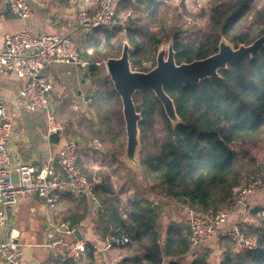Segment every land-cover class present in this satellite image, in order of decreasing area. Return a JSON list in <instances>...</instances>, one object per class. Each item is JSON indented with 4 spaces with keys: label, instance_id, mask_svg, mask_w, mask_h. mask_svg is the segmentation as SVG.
<instances>
[{
    "label": "trees",
    "instance_id": "trees-1",
    "mask_svg": "<svg viewBox=\"0 0 264 264\" xmlns=\"http://www.w3.org/2000/svg\"><path fill=\"white\" fill-rule=\"evenodd\" d=\"M161 1L117 0L115 19L131 11L152 22L158 16ZM257 2H261L262 7L255 10L253 16L256 23L262 26L258 36L263 35L264 0H236L220 4L212 12L207 35L197 44L183 43L177 36L173 38L175 62L190 63L216 53L222 37L235 47L251 44L255 38L241 31L242 27L238 24L252 12ZM117 23L111 30L102 31L105 35L102 58L116 57L111 52L113 47L110 40L121 29ZM136 34L139 38L135 37ZM127 40L135 48L130 53L132 69L147 72L139 59L144 44L157 47L161 41L155 33L139 25H135V32H129ZM219 75L220 78L205 79L199 84L172 82L164 86L181 120L176 126L171 125L151 90L145 88L133 97L137 112L142 117L138 125L140 138L149 136L156 117L162 120L164 132L160 142L152 143V147L143 145L139 152L141 179L145 182L150 178L157 181L164 197L201 211L228 204L240 188V163L256 157L255 154L237 153L232 146L240 141L244 147L263 131L264 47L255 58L241 57L230 63L226 70H220ZM101 98L104 102L120 100L114 88L104 89ZM94 188L101 203L98 223L103 238L129 233L134 238L137 250L143 253L141 258L136 256L123 264H163L166 260L167 264H207L206 256L189 261L183 259L190 247L188 232L179 224L163 225L154 201L138 198L130 202L127 207L129 214L122 219L118 202L111 198V186L103 180ZM100 188L101 191L98 190ZM147 188L151 191V187ZM182 199L187 200L186 205ZM58 200L64 202L66 219L72 225L80 224L87 216L85 200H76L69 194L59 196ZM258 211V208L254 209L253 213L257 214ZM243 231L246 236L256 238L255 249L231 257L229 245L221 264H264V220H259L255 230ZM85 253L87 260L93 263L90 243H86Z\"/></svg>",
    "mask_w": 264,
    "mask_h": 264
},
{
    "label": "crops",
    "instance_id": "crops-1",
    "mask_svg": "<svg viewBox=\"0 0 264 264\" xmlns=\"http://www.w3.org/2000/svg\"><path fill=\"white\" fill-rule=\"evenodd\" d=\"M84 1L28 0L32 13L26 20L16 18L0 4V47L3 44L4 34L27 30L34 35L57 34L70 37L79 46V57L82 62L93 64L105 60L106 58L99 55V52L104 53L105 50L101 51L103 48L101 40L103 39L105 43L104 33L87 32L77 21L81 7H86L89 14H92L98 8L99 0H88L87 5H84ZM102 73L106 76L105 69L96 70L91 75L89 66L83 67L75 64H54L48 68L47 75L52 79L54 86L53 91L48 94L50 110L64 129L59 134L51 135L48 134L46 114L31 113L25 109L26 100L20 96L25 80L17 76L2 78L0 96L12 126L6 146L15 164L41 166L46 158L61 149L64 140H70L76 147L77 163L84 174L94 180L95 186L100 185L103 180L107 182L113 190L111 198L119 205L124 204L128 207L130 202L143 198V196L137 188L126 184L116 174L122 171L120 164L131 169L121 161L125 138L122 140L118 135L109 137L105 130L100 128V118L93 110L95 95L101 81L100 77L97 79V75ZM109 176L116 184H114L115 187L109 181ZM262 178L264 180V176ZM246 181L242 182L241 179L240 186ZM98 190L101 191V188ZM97 197L99 199V196ZM150 201L157 204L161 218L165 220L167 215L161 210V203L157 200ZM85 203L88 209L87 216L80 224L73 225L80 239L85 243H90L93 248V263L87 260L85 253L84 264H123L136 256L139 258L143 256V253L137 250L136 244L115 247L110 240L113 236L104 239L98 223V214L102 212L100 199L98 211L93 210L86 200ZM246 205L249 214L244 218L243 230L253 231L260 220L253 210L264 207V189L250 196ZM180 209L184 215H187V210L190 208L181 205ZM65 212L64 202L59 201V213L63 218H66ZM242 213V209L232 211L230 220L233 221ZM173 219L168 224H179L178 217L175 216ZM49 220L43 200L36 197L22 198L11 210L8 225L0 232V241H6L10 231H14L15 243L22 250L20 264H74L72 261L64 260L62 248L44 246ZM184 229L187 231L186 225ZM229 243L226 238L204 242L193 250H189L183 259L189 261L198 256H206L207 264H221L229 245L231 247ZM164 262L163 264H167V260Z\"/></svg>",
    "mask_w": 264,
    "mask_h": 264
},
{
    "label": "built area",
    "instance_id": "built-area-1",
    "mask_svg": "<svg viewBox=\"0 0 264 264\" xmlns=\"http://www.w3.org/2000/svg\"><path fill=\"white\" fill-rule=\"evenodd\" d=\"M135 2L136 0H128ZM89 3L84 1V5ZM6 9L16 18L26 20L31 16L32 7L28 0H0ZM117 0H99L98 8L89 14L86 7H81L77 15L79 25L87 32L111 30L115 25ZM122 33L125 28L119 24ZM54 64H75L89 66L79 57V46L68 36L57 34L34 35L27 30L3 36L0 47V80L17 76L25 80L20 96L26 100L25 109L31 113H43L47 116L48 134L64 131L50 110L48 94L53 91V81L47 70ZM96 70L103 67L102 62H94ZM105 66V65H104ZM12 130L5 104L0 96V232L9 222V214L18 202L25 197H36L44 201L50 220L47 223V248L60 247L64 260L74 264H84L85 241L76 239L75 227L59 213L58 197L69 194L76 200H86L92 209H100L95 193L94 180L89 179L78 166L76 147L70 140H64L61 149L49 156L40 166L18 165L13 162L7 150L6 142ZM15 176V177H14ZM264 189L262 177L249 178L225 207L211 208L207 211L187 210L189 250L207 241L229 240V255L237 257L256 247V238L244 234V218L249 214L247 199ZM242 209L243 213L233 221L232 211ZM259 219L264 220V207L258 208ZM122 219H126L129 210L124 204L119 205ZM60 215V216H59ZM16 235L10 231L6 241H0V262L2 264H20L21 247L15 243ZM115 247L135 245L129 233H120L110 238ZM227 253V252H226Z\"/></svg>",
    "mask_w": 264,
    "mask_h": 264
},
{
    "label": "rangeland",
    "instance_id": "rangeland-1",
    "mask_svg": "<svg viewBox=\"0 0 264 264\" xmlns=\"http://www.w3.org/2000/svg\"><path fill=\"white\" fill-rule=\"evenodd\" d=\"M233 1L236 0H162L158 16L152 22L145 20L143 17L140 18L139 14L130 11L126 15L115 19L116 22H118L117 24L122 23L126 28L125 33H122V29L117 30L114 37L110 40V44H112L113 47L111 52L115 53L116 57L119 56L123 43H128L127 37L129 32H135V25L142 26L148 31L155 33L156 38L161 41V44L157 47L151 44H144L145 48L143 53L139 56L141 66L149 71L156 64V55L160 48L166 47L168 42L171 40L173 41L175 36H177L183 43L190 45L197 44L207 35V32L209 31V23L213 10L220 4ZM261 7L262 3L257 2L253 7L254 9L252 12L240 20L238 24L242 27L241 31L248 32L250 36H253L255 39L260 37L258 35L262 26L256 23L253 15L254 11L259 10ZM117 8L118 5L116 6V10ZM135 37L139 38L137 34ZM101 42L103 46L105 44L104 40L102 39ZM129 46L130 53L134 52V46L130 44ZM103 49L104 47L101 51H103ZM99 53V55H102V52ZM105 60L99 61L103 63L101 70H104ZM98 77L101 78V81L99 82L95 95L93 110L100 118V128L105 130V133H107L109 137L118 135L123 140L126 137L121 101H115L114 99L105 102L101 101V93L104 89H112L113 86L107 75L105 76L102 73L97 75V79ZM162 128V120L156 117L155 123L152 125L151 132L148 134L149 136L144 139L140 138L141 148L143 145L144 147H152V143L154 145L160 142L164 134ZM232 148L235 149L237 153L242 152L246 155H256L255 158H249V161L247 159L240 163L239 170L242 182H245L248 178L256 175L261 177L264 176V128L261 135L252 142L247 143L243 147L239 141L233 144ZM120 167L122 168V171L115 172L126 184H130L137 188L138 192L142 194L144 199L157 200L161 203V210L167 215L165 220L161 218V223H163V225L171 223L172 220H174L173 218L176 216L180 221L179 224L184 229V225L187 224V215L182 213V209H180L181 205L179 203L173 202L171 199L163 196L162 190L158 187L159 185L157 181L150 178L149 181L145 182L140 179L141 171L135 172L133 169H127L121 164ZM109 181L113 184V187H115L116 184L112 179H110V176ZM148 186L151 187V191L148 190ZM176 206L178 207V211Z\"/></svg>",
    "mask_w": 264,
    "mask_h": 264
},
{
    "label": "water",
    "instance_id": "water-1",
    "mask_svg": "<svg viewBox=\"0 0 264 264\" xmlns=\"http://www.w3.org/2000/svg\"><path fill=\"white\" fill-rule=\"evenodd\" d=\"M264 47V34L249 45L235 47L227 39L219 40L216 53L190 63L177 64L173 41L157 51L155 66L147 71L133 70L130 61V46L124 42L118 57L107 58L104 61L106 75L118 94L122 105V117L125 126V147L121 161L135 172L140 171L139 152L141 149L139 122L141 114L137 112L133 97L136 92L147 88L151 90L160 102L162 109L171 123L176 126L181 123L172 99L165 93L164 86L177 82L181 85L199 84L205 79L220 78L219 71L226 70L228 65L237 59L249 56L255 58ZM91 75L96 72L95 64L89 65ZM187 204L186 199H182ZM80 239L78 231L75 232Z\"/></svg>",
    "mask_w": 264,
    "mask_h": 264
}]
</instances>
